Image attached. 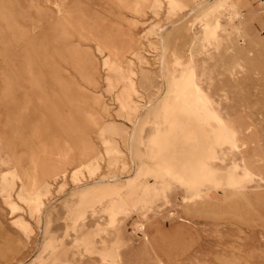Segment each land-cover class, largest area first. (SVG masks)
I'll list each match as a JSON object with an SVG mask.
<instances>
[{"label": "rangeland", "instance_id": "rangeland-1", "mask_svg": "<svg viewBox=\"0 0 264 264\" xmlns=\"http://www.w3.org/2000/svg\"><path fill=\"white\" fill-rule=\"evenodd\" d=\"M217 2L0 0V264H264V0ZM76 194L132 209L113 245Z\"/></svg>", "mask_w": 264, "mask_h": 264}, {"label": "bare ground", "instance_id": "bare-ground-1", "mask_svg": "<svg viewBox=\"0 0 264 264\" xmlns=\"http://www.w3.org/2000/svg\"><path fill=\"white\" fill-rule=\"evenodd\" d=\"M114 1L117 4V6H119L120 8H124L127 11H130L131 13L137 15L140 13L141 9L146 4L147 0H114ZM224 1L225 0H218L216 6H214L211 9V11H213V12L217 11L218 8L223 6ZM235 5L236 4L233 0V3L230 4L231 12L228 14V18H230V19L237 16V10L235 9ZM260 9H264V2L261 4ZM221 26H222L221 23L218 20H216V26L211 27L209 25H206V29L209 31V33L211 35H214L215 29L218 27H221ZM236 28H238V27H236ZM98 45L102 46L100 44H98ZM194 81H195L194 75L190 74V76L187 78L185 83L187 86H194L193 92L191 93L190 98H187V96H185V98H183V103H182V105L179 106L178 111L187 114L188 117L192 116L196 121L202 120V119H205V120L215 119V120H217V122L222 124L227 131L228 130L227 126L221 120L217 111L213 108L212 103L209 100L208 96L199 87L195 86ZM200 109H202L203 115L200 114ZM60 155L62 156V154H60ZM64 155L67 156L68 152L64 153ZM80 157L85 160L84 164H88L90 168L97 166L96 160L94 161L93 156H90V155L87 156V155L82 153V154H80ZM95 169H97V168H95ZM90 171H91V169L89 170V172ZM253 177H255V176H253ZM260 183H262V182H260ZM38 188H39L38 183L35 180L31 181L28 188H27L28 197L31 198L33 195H38L39 194ZM258 188H256V189H258ZM77 197H78V195H77ZM89 211L92 212V217H94L95 220L97 222L101 223V225H102L101 230H99L100 236L101 235H107L109 230L113 232L112 233L113 235L111 234L113 236V239L110 242L112 245L115 242L114 241L113 228L116 227L119 223H123L124 221L128 220L132 216V209L126 204V202L124 201V199L120 195H115V196L109 198L103 204H102V201H100V200L90 202L89 200H86V198L84 196H82V197H78V200L76 203V215L72 221L75 229L84 228L85 220L83 218V214L85 212H89ZM53 240L54 239L51 238L49 240V242L52 243ZM92 252H94V253L97 252V254H100L102 256V251H100V250H95L93 248ZM102 258L104 261H106L108 263H111V264L115 263L113 260L109 259L108 256H103ZM35 264H40V263L35 262Z\"/></svg>", "mask_w": 264, "mask_h": 264}]
</instances>
